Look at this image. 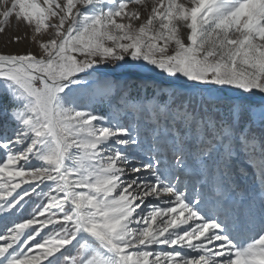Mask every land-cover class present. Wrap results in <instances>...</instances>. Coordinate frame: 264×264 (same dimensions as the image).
Wrapping results in <instances>:
<instances>
[{"label": "snow or ice", "instance_id": "6c2138e0", "mask_svg": "<svg viewBox=\"0 0 264 264\" xmlns=\"http://www.w3.org/2000/svg\"><path fill=\"white\" fill-rule=\"evenodd\" d=\"M13 23L0 264H264V0H0Z\"/></svg>", "mask_w": 264, "mask_h": 264}, {"label": "rangeland", "instance_id": "374dc122", "mask_svg": "<svg viewBox=\"0 0 264 264\" xmlns=\"http://www.w3.org/2000/svg\"><path fill=\"white\" fill-rule=\"evenodd\" d=\"M28 30L23 26H14L10 25L8 28V31L5 33H0V49H2L5 45L6 42L11 40V37L13 35L19 34L21 36H23ZM9 47H20L23 48L24 44H20V45H9ZM97 111L99 114H106L108 112V105L107 104H97L96 105Z\"/></svg>", "mask_w": 264, "mask_h": 264}]
</instances>
